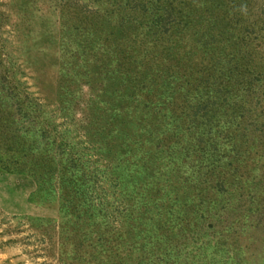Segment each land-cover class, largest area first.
Listing matches in <instances>:
<instances>
[{"label": "rangeland", "instance_id": "obj_1", "mask_svg": "<svg viewBox=\"0 0 264 264\" xmlns=\"http://www.w3.org/2000/svg\"><path fill=\"white\" fill-rule=\"evenodd\" d=\"M0 264H264V0H0Z\"/></svg>", "mask_w": 264, "mask_h": 264}]
</instances>
